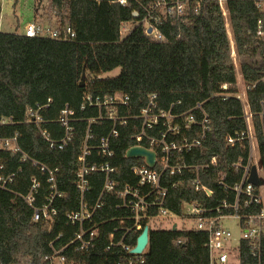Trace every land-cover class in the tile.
<instances>
[{"label": "trees", "instance_id": "16d2710c", "mask_svg": "<svg viewBox=\"0 0 264 264\" xmlns=\"http://www.w3.org/2000/svg\"><path fill=\"white\" fill-rule=\"evenodd\" d=\"M43 0H38L35 11ZM51 14L59 27L71 26L75 39L66 42L46 37H26L17 33L0 31V118L13 117L18 123L0 129V137H12L24 131L20 140L24 153L32 159L60 169V189L66 193L59 206L58 222L51 226L32 221L33 211L21 197L30 187L36 169L23 163L17 156L1 153L0 160L8 165L9 172H16L18 179L9 190L0 189V263L11 264L21 256H30L39 264L49 254V241L66 230L67 211L77 209L80 194L76 191L74 171L81 153L85 124L78 126L72 144L64 151H54L43 140L34 126L23 125L26 108L51 100L49 118L55 119L67 105L79 107L85 94L110 95L117 92L131 97L144 106L156 94L162 110L176 115L189 112L202 103L212 120V131L204 145L202 155L192 158L183 154L186 164H205L216 157V166L207 170L206 184L216 197L208 202L195 192L190 183L173 192L169 209L181 213L183 200L200 201L214 208L225 199V189L216 183V175L224 171L231 176L234 162L247 159L244 148L228 147L225 137L246 129L243 109L234 99L223 101L216 97L223 85H234L238 80L235 59L245 83L253 85L264 70V39L256 36L259 17L252 3L229 0V16L236 58L232 57L230 37L226 30L217 0H211L204 10L182 18H168L159 27L163 41H155L145 32L143 25H135L122 36L124 24H136L145 13L134 3L121 6L117 0H48ZM148 4L150 0H144ZM2 0H0V17ZM135 12L139 17H136ZM120 69L114 78L104 74ZM86 85L80 87L83 73ZM254 113L264 110V87L258 86L249 93ZM184 123L183 120H180ZM255 123L260 126L259 117ZM51 127V126H50ZM112 124H106L104 135ZM133 129L122 128L114 151L116 165L128 180L129 165L124 158L133 144ZM188 132L183 127L181 136ZM261 136V130L258 128ZM22 170L20 173L19 170ZM241 173L237 174V181ZM228 182H231L228 179ZM46 189V186L44 187ZM101 186L94 184L90 195L98 197ZM89 198V196H88ZM117 212L105 213L110 220ZM112 231L109 228L108 234ZM180 242V243H179ZM206 235L192 231L152 230L146 264H210L205 246ZM242 264L252 259L248 244L242 246ZM118 250L104 253L98 248L90 257V264H117Z\"/></svg>", "mask_w": 264, "mask_h": 264}, {"label": "built area", "instance_id": "2783aa9c", "mask_svg": "<svg viewBox=\"0 0 264 264\" xmlns=\"http://www.w3.org/2000/svg\"><path fill=\"white\" fill-rule=\"evenodd\" d=\"M239 1L252 3L257 9L256 36L264 39V0ZM210 2L150 0L145 4L144 0H117L121 6L134 3L142 9L145 16L133 26L143 25L146 34L155 41L164 40L159 27L166 19H179L189 13L198 15ZM217 3L225 20L232 57L235 59L229 0H217ZM135 15L139 17L137 12ZM1 24L2 17L0 28ZM126 26L123 25L121 33L124 31L128 35L133 27L127 29ZM149 30L152 32L148 33ZM20 35L46 37L60 42L71 41L76 37L71 26L56 25L53 28L36 22L28 23ZM259 85L264 87V70L253 85L246 84L241 75L234 85H223L222 91L216 94L223 101L234 99L241 104L246 129L228 134L225 143L231 148H244L248 157L233 163L231 176L224 171L217 173L216 183L226 190L225 199L218 206L210 208L200 201L183 200L180 214L172 212L168 206L172 204L173 192L186 183H190L195 192L208 202L216 197L205 178L207 170L217 165V158L212 157L201 165H188L182 156L188 154L194 158L202 155L212 131V120L202 103L185 114L176 115L171 110L160 108L156 94L151 95L141 107L124 93H88L79 107L67 104L55 119L48 116L51 100L28 106L22 124L38 129L43 140L54 151L66 150L74 141L78 126H86L73 181L80 194L79 207L66 212L64 223L67 229L49 241V254L39 264H90V257L100 247L104 253L118 250L120 255L117 256V264H146L150 232L173 230L174 227L177 231L195 230L206 235L205 246L210 264H227L229 254L236 255L239 264H242L243 244L249 246L250 264H264V110L254 113L248 96ZM256 117L260 119V126L255 123ZM109 123L112 128L104 135L106 124ZM17 124L13 117L0 118V129ZM184 126L187 136H181ZM122 128L135 132L131 136L133 144L124 155L125 159L133 161L129 165L126 182H123L124 176L116 165L118 159L114 151ZM24 136V131H20L12 137H0V154L15 155L36 169L37 175L31 177L28 193L16 196L21 197L32 209V221L53 226L58 222L59 206L66 196L60 189L61 172L59 168L32 159L24 153L20 145ZM133 148H144L153 153L154 165L149 164L146 156L129 157L128 152ZM254 169L257 184L251 182ZM239 173L241 178L237 181ZM17 179L18 174L9 172L8 165L0 160V189L9 190ZM94 184L101 186L98 197L90 195ZM111 211L118 214L107 220L105 213ZM109 228L112 231L107 236ZM145 229H148V243L142 253H133ZM11 264L37 263L30 256H21Z\"/></svg>", "mask_w": 264, "mask_h": 264}, {"label": "rangeland", "instance_id": "374dc122", "mask_svg": "<svg viewBox=\"0 0 264 264\" xmlns=\"http://www.w3.org/2000/svg\"><path fill=\"white\" fill-rule=\"evenodd\" d=\"M36 0H9L2 1V24L0 31L7 33L23 34L26 25L32 22L35 16ZM42 10L46 11L50 17H54L50 10L48 0L43 1ZM56 21V20H55ZM48 26V25H45ZM127 29L134 27L132 24H127ZM126 32L123 31L124 37ZM238 77H241L239 62L235 59ZM120 69H116L110 73L104 74L102 78H114L120 74ZM230 225V224H229ZM230 259L227 264H239L238 257L234 254H229Z\"/></svg>", "mask_w": 264, "mask_h": 264}, {"label": "water", "instance_id": "95a60500", "mask_svg": "<svg viewBox=\"0 0 264 264\" xmlns=\"http://www.w3.org/2000/svg\"><path fill=\"white\" fill-rule=\"evenodd\" d=\"M137 17V16H136ZM152 30H149L148 33H151ZM86 85V73L84 72L81 78V83H80V87H85ZM128 156L129 157H140V156H146L149 164L151 166L154 165V154L149 152L148 150L144 149V148H133L128 152ZM251 182L254 184L258 183V180L256 178V172L255 169L252 172V178H251ZM173 231L176 232L177 228L174 227ZM148 243V229H145L143 231V233L140 235V237L138 238V242H137V246L136 248L133 250V253H137L140 254L142 253V251L144 250V248L146 247Z\"/></svg>", "mask_w": 264, "mask_h": 264}, {"label": "crops", "instance_id": "0c3cea01", "mask_svg": "<svg viewBox=\"0 0 264 264\" xmlns=\"http://www.w3.org/2000/svg\"><path fill=\"white\" fill-rule=\"evenodd\" d=\"M43 1H45V0H43ZM36 3L38 5V0H36ZM42 7L43 6L41 5L40 9L35 12V16H34L32 22L40 23L43 25H48L50 27L55 28L56 27V21H55L56 19L54 17H50L48 14H46L47 12L43 11Z\"/></svg>", "mask_w": 264, "mask_h": 264}]
</instances>
